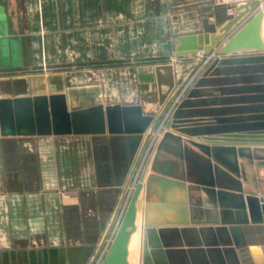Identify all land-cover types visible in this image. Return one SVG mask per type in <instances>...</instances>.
Instances as JSON below:
<instances>
[{"label":"crops","instance_id":"obj_1","mask_svg":"<svg viewBox=\"0 0 264 264\" xmlns=\"http://www.w3.org/2000/svg\"><path fill=\"white\" fill-rule=\"evenodd\" d=\"M231 5L223 0H0V99H33L14 104L15 125L30 120L36 103L45 105L34 100L44 95L64 94L53 103L69 111L104 107L99 128L78 132L2 134L0 126V264L90 263L140 143L139 134L125 125L121 132L117 120L110 130L107 107L141 105L144 113H157V85L143 81L141 73L174 63L176 81L188 78L194 60L205 56H176L179 35L201 32L205 22L216 23L219 33ZM124 65L137 66L132 72ZM126 75L131 86L125 87ZM179 198L178 191L171 202ZM139 205L129 264L142 263L145 191ZM167 207L165 216L177 217L179 211ZM213 237L218 239L217 231ZM256 255L264 259V250Z\"/></svg>","mask_w":264,"mask_h":264},{"label":"water","instance_id":"obj_2","mask_svg":"<svg viewBox=\"0 0 264 264\" xmlns=\"http://www.w3.org/2000/svg\"><path fill=\"white\" fill-rule=\"evenodd\" d=\"M259 3L253 0L237 5L236 13L219 33L216 23L205 22L203 31L179 37L176 56L218 52L189 84L203 57L194 60L196 68L180 83L174 63L156 64L154 72L141 73L143 81L157 85V113H144L141 105L107 107L110 130L112 121L117 120L121 132L125 125L130 133L139 134L140 143L114 215L89 264H95L106 245L153 141L100 264H129V242L137 230L143 190L141 264H176V260L185 264H264L256 255L264 250V9L255 11ZM58 97L65 95L35 97V102L43 99L45 105L36 103L35 114L28 122L19 120L17 126L14 104L33 99H0L1 133L78 132L99 128L104 122L101 104L69 111L55 106ZM178 191L181 198L172 203ZM166 204L179 211L177 217L165 216ZM157 208L163 213L154 217ZM215 231L218 239L213 237Z\"/></svg>","mask_w":264,"mask_h":264},{"label":"built area","instance_id":"obj_3","mask_svg":"<svg viewBox=\"0 0 264 264\" xmlns=\"http://www.w3.org/2000/svg\"><path fill=\"white\" fill-rule=\"evenodd\" d=\"M223 1H225L226 3H230V4H232V5L229 7V9H228V16H233V15L236 13V6H237V5H241V4L247 3V2H249V1H253V0H223ZM259 1H260V3H259V5L256 7V10H255V11H258V10H260V9H264V0H259ZM217 53H218L217 50H215V51H213L212 53H210L209 55H206V56H205V58L203 59V63H202V68H201V70L204 68V66H206V65L211 61V59H213V58L217 55ZM153 143H154V142H151V143H150V145H149L148 149L146 150V153L144 154V156H143V158H142V161H141V163H140V165H139V167H138V169H137V171H136V173H135L134 180H133V182H132V184H131V186H130V187H132L133 189H134V187H135V185H136V183H137V181H138V176H139V173H140V171H141V167H142V165H143V162H144V160H146V158L148 157L149 152H150V150L152 149ZM127 196H128V194H127ZM127 196H126V198H128ZM126 198H125V199H126ZM123 204H124V203H123ZM124 212H125V211H124V209H123V205H122L121 210H120V212H119V215L117 216L116 222H115V224H114L113 230H112V232H111V234H110L109 237H111V235H112L113 232H114L113 235L115 234L117 228L119 227V225H120V223H121L122 216L124 215ZM112 237H113V236H112ZM112 237H111V239L108 238V240H107V242H106V245L109 243V241L112 240ZM109 239H110V240H109ZM101 258H102V257H99V259L95 262V264H99Z\"/></svg>","mask_w":264,"mask_h":264},{"label":"rangeland","instance_id":"obj_4","mask_svg":"<svg viewBox=\"0 0 264 264\" xmlns=\"http://www.w3.org/2000/svg\"><path fill=\"white\" fill-rule=\"evenodd\" d=\"M262 34H263V37H264V20H263ZM182 35H183V34H182ZM176 36H178V35L176 34V32H173V39L176 38ZM180 36H181V35H179V37H180ZM179 37H178V39H179ZM204 58H205V57H204ZM137 65H138V64H137ZM137 65H134V67L137 66ZM141 66H144V65H141ZM123 67H124L125 70H126L127 68L130 67V65H124ZM134 67H131V68H129L128 70L133 72V70H134L133 68H134ZM198 68H199V67H198ZM198 68H197V69H198ZM197 69L194 71V73H192L190 79H189L188 82H187L188 84L190 83L191 79H193V78L196 76V75H195V72L197 71ZM197 72H198V71H197ZM197 72H196V73H197ZM193 75H194V76H193ZM128 76H129V79H130V78H133V76H132L131 74H129ZM128 76L126 75V76H125V80L123 81L124 84H125V87H126L127 85L131 86L130 84H127V82L129 81V79H127ZM192 76H193V77H192ZM113 82H116V81H113ZM146 82L149 83L150 81H146ZM152 83H153V82H152ZM153 142H154V141H153ZM154 143H155V142H154ZM154 143H153V146H154ZM153 146H152V148H153ZM151 150H152V149H151ZM151 150H150V152H149V155H150V153H151ZM149 155H148V156H149ZM147 158H148V157H147ZM147 158H146V159H147ZM145 161H146V160H144L143 165H144ZM143 165H142V167H141V171H140V173H139L138 178L141 176V172H142V169H143ZM133 190H134V189H133L132 187L129 188V191H128V193H127V194H128V196H127L128 198L125 199L124 204H123V209H124V211L126 210L127 204H128V202H129V199H130V197H131V194H132ZM139 207H140V205H139ZM122 217H123V216H122ZM113 233H114V232H113ZM113 233H112L111 237L113 236ZM111 237H109V238L111 239ZM110 239H109V240H110ZM131 264H135L134 260L131 262Z\"/></svg>","mask_w":264,"mask_h":264},{"label":"bare ground","instance_id":"obj_5","mask_svg":"<svg viewBox=\"0 0 264 264\" xmlns=\"http://www.w3.org/2000/svg\"><path fill=\"white\" fill-rule=\"evenodd\" d=\"M144 191V190H143Z\"/></svg>","mask_w":264,"mask_h":264}]
</instances>
